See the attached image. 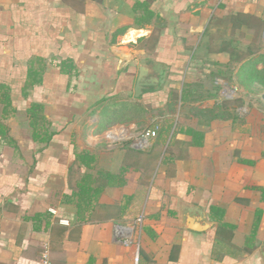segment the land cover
Returning a JSON list of instances; mask_svg holds the SVG:
<instances>
[{"label": "crops", "instance_id": "0c3cea01", "mask_svg": "<svg viewBox=\"0 0 264 264\" xmlns=\"http://www.w3.org/2000/svg\"><path fill=\"white\" fill-rule=\"evenodd\" d=\"M149 7L139 22L125 0H0V264H133L114 226L140 215L138 264H264V88L245 80L264 71V0ZM143 63L158 81L136 94ZM216 79L244 98L219 101ZM141 109L172 120L135 149Z\"/></svg>", "mask_w": 264, "mask_h": 264}, {"label": "trees", "instance_id": "16d2710c", "mask_svg": "<svg viewBox=\"0 0 264 264\" xmlns=\"http://www.w3.org/2000/svg\"><path fill=\"white\" fill-rule=\"evenodd\" d=\"M99 1V0H96ZM127 1L134 9H140V15L138 17L139 22H148L150 18L153 16L152 9H150L149 5L151 4L152 0H125ZM75 70L74 63L71 59H63L59 65V72L61 74H64L68 77L73 76ZM252 73V75H251ZM251 73H249L248 82L255 81L257 83H262V78H264V71H256L252 70ZM38 71L32 70L31 68L28 69V77L32 79H35ZM247 82V80H246ZM245 83V82H244ZM245 86H247L245 84ZM186 95V94H185ZM185 97V96H184ZM43 105L41 103H33L27 110L26 114L28 116L29 125L32 128V138L35 141L48 143L51 139V136L53 134V131L49 129L50 122L46 117V114L43 110ZM74 158L76 161H78L80 164H82L86 168H91L95 157L92 153H89L87 151H81L77 152L74 151ZM99 174L107 175V177H111L112 174L108 172H99ZM89 175L84 174L81 178V182L78 183L77 189L79 193L85 192V179H88Z\"/></svg>", "mask_w": 264, "mask_h": 264}, {"label": "built area", "instance_id": "2783aa9c", "mask_svg": "<svg viewBox=\"0 0 264 264\" xmlns=\"http://www.w3.org/2000/svg\"><path fill=\"white\" fill-rule=\"evenodd\" d=\"M263 43H264V31H263ZM218 84L217 99L219 101L234 100L239 98H244V93L241 88L235 84H230L224 79H216ZM160 120L157 118V122L151 128L142 130L133 135L131 139V146L135 149H143L151 144V141L156 136L157 129L160 128ZM143 216L140 215L133 223H116L114 226L113 241L116 244L121 245H132L133 254L132 260L133 264H138L140 259V238L135 234L136 229L140 228L142 224ZM43 264H48V259L46 256L43 257Z\"/></svg>", "mask_w": 264, "mask_h": 264}, {"label": "rangeland", "instance_id": "374dc122", "mask_svg": "<svg viewBox=\"0 0 264 264\" xmlns=\"http://www.w3.org/2000/svg\"><path fill=\"white\" fill-rule=\"evenodd\" d=\"M251 75H252V73H251ZM250 76V75H249ZM248 76V77H249ZM248 77L245 79V80H247L248 81ZM263 80H262V82L264 83V78H262ZM261 84V89L262 88H264V86L262 85V83H260ZM172 107V106H171ZM171 107H169V109H167L168 111V114L169 113H174L175 112V106H173L172 108ZM171 109V110H170ZM167 112H166V110H165V112L164 111H162V110H159V111H157V112H152V114H145L144 113V110L143 109H141L139 112H137L136 113V111H135V117H134V121L136 122V124H137V127H138V129H137V131L139 132V131H142V130H146V129H148V128H151L152 126H154L155 124H156V122H157V118H161V116H163V118H161V120H160V123H161V126L163 127V126H166V125H168V123L172 120V118H169V116L170 115H167ZM140 113V114H139ZM167 115V116H166ZM129 119L130 120H132V117H129ZM161 129L159 128V129H157V131H156V136H155V138L153 139V141L154 140H156L157 138H158V135H159V131H160ZM131 139H132V137H131Z\"/></svg>", "mask_w": 264, "mask_h": 264}, {"label": "water", "instance_id": "95a60500", "mask_svg": "<svg viewBox=\"0 0 264 264\" xmlns=\"http://www.w3.org/2000/svg\"><path fill=\"white\" fill-rule=\"evenodd\" d=\"M155 66H156L155 64H151L153 75L149 79H145L144 76L146 72L148 71V67L146 66V63L141 64L139 68V75L136 81V87H135L136 94H139L141 92L142 87L144 85L154 84L156 81H158V76H157L158 72L154 69ZM263 97H264V94H263Z\"/></svg>", "mask_w": 264, "mask_h": 264}]
</instances>
